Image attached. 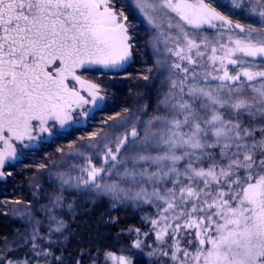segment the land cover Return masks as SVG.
Here are the masks:
<instances>
[{
    "label": "snow or ice",
    "instance_id": "snow-or-ice-1",
    "mask_svg": "<svg viewBox=\"0 0 264 264\" xmlns=\"http://www.w3.org/2000/svg\"><path fill=\"white\" fill-rule=\"evenodd\" d=\"M231 7L246 12L244 23L222 14L217 0H0V178L57 125L93 117L85 106L98 108L105 97L77 72L130 60L129 8L150 27L162 85L151 114L143 109L147 118L122 120L123 135L117 129L87 146L107 149L103 166L89 158L76 174V164L56 173L59 188L39 209L43 234L34 210H10L34 222L5 238L0 264H16L8 253L22 246L30 253L22 264H62L52 246L64 235L57 210L66 190L145 211L143 236L153 243L135 229L132 247L152 249L159 264H264V0ZM205 25L217 31L207 35Z\"/></svg>",
    "mask_w": 264,
    "mask_h": 264
},
{
    "label": "trees",
    "instance_id": "trees-1",
    "mask_svg": "<svg viewBox=\"0 0 264 264\" xmlns=\"http://www.w3.org/2000/svg\"><path fill=\"white\" fill-rule=\"evenodd\" d=\"M120 1L117 0L118 3ZM228 5L222 6V13L232 18L236 17L232 7ZM236 10L239 11L238 16L246 18V12L238 8ZM134 12L133 8L126 12L130 14V21L147 23L144 19L131 15ZM147 30L142 25L130 29L136 60H140L142 56L149 57L145 51L141 52V47L146 49L148 40L147 42L145 40L150 38ZM145 34L146 38L144 36L141 38V35ZM135 64L137 65L138 61L132 66ZM142 64L147 66L146 68L153 66L154 69L151 73L142 76L138 71L140 68L133 69L132 66L121 73L97 72L96 75H102L108 88L106 90L111 101L106 107L99 111L87 126L61 131L53 141L47 142L34 155L11 169L12 173L5 184H2L4 186L0 193V200H3L0 206V247L5 245V238L11 240L24 233L26 229L30 232L31 223L34 222H30L20 213L13 214L11 209L34 210V219L44 221L40 233L43 234L47 230L48 222L39 209L42 205L48 204L50 197L59 188L56 173L69 171L70 165L76 164L77 168L71 169L73 174H76L80 167L88 166L89 158L97 167L103 166V154L107 149L103 145L91 148L87 146L97 144L100 137L111 135L117 129L119 130L117 135H123V129L120 128L121 121L137 115L147 118L143 111L145 107L149 109L148 114H151L162 85L158 79H155L157 75L155 56L148 58V61ZM145 75L148 76L147 80L143 78ZM100 85L103 86L102 83ZM111 125H115V129L110 128ZM94 132H99V135L96 140H90L89 137ZM69 145H74V148L70 150ZM81 145L84 147L81 148ZM110 146L114 148L115 144ZM58 149H62L63 153ZM78 151H84L85 156L75 154ZM70 152L72 154H69ZM64 198V207L57 211L60 213L58 218L64 221L66 227L64 235L52 246L54 254L62 258V264H103L102 258L104 259L108 253L140 255L136 248L132 247V243L137 238L135 229H140L141 234L148 230V225L142 219L146 215L145 211L122 205L114 207L108 197L83 195L75 190H66ZM16 200L21 203L16 204ZM69 204L71 209L68 208ZM5 210H8L7 215L4 214ZM8 256L19 263L27 259L30 253L27 246H22L13 248ZM140 260H135V263L154 264L145 258Z\"/></svg>",
    "mask_w": 264,
    "mask_h": 264
},
{
    "label": "rangeland",
    "instance_id": "rangeland-1",
    "mask_svg": "<svg viewBox=\"0 0 264 264\" xmlns=\"http://www.w3.org/2000/svg\"><path fill=\"white\" fill-rule=\"evenodd\" d=\"M123 2L126 3V4H130V3L133 2V0H123ZM217 2L221 6H226L228 4H229L228 6H231V0H217ZM129 9L132 10V8H129ZM231 9H232V12L233 13L235 12V14H236V17H233V18L230 17V18L233 19V23H236V22L244 23L245 22V19L244 18H241V16H238L237 15L239 11H237L236 8H231ZM133 10H135V9L133 8ZM127 11L128 10H126V12ZM127 15L130 16L129 13ZM131 15L136 16L138 18H141L143 20V17L136 10ZM130 19L131 18L129 17V33H130V35H131V32H130V29L131 28L132 29H135L136 27H139L140 25H142V26H144L145 29L146 28L148 29L147 31H148V33L150 35V38H151V30H150V27H149V25L147 23L144 24L143 21L133 22V21H130ZM202 31H204L205 34L211 36L217 30L216 29H210V28H208L207 25H205L204 28L202 29ZM142 36H144L146 38V34L145 35H141V38H142ZM150 38H148V39L145 40V42H147V40H148V42L146 44L147 45L146 46V49H144V47L142 49V47H141V52L143 53V51H145L146 53H148L149 57H147V56L146 57L145 56L143 57L142 56L143 54H142L141 55L142 58H140V60L139 59L136 60V58L134 56L133 48H132V55H131L130 60L122 68H120L118 70H111V69L106 70V69H103V68H101L99 66H94L91 69H79L78 72H77V74L78 75H81L82 79L87 80V81H90L92 83H96L98 85H100L101 83L103 84V86L100 85V87H101V93H102V95H104L105 98H104L103 101L98 102L100 104V107L93 109V106L92 105L85 106L86 109H91L92 112L94 113L93 117L90 118V119H88V120H84L83 117H80L75 123H72L69 126H66L64 129H60L59 126L57 125L56 128L53 129L54 135L52 137H48L47 134H44L42 136V138H41L40 141L34 142L35 150H31V151L30 150H23L25 152V156L22 158L21 161H23L25 159H28L31 155H34V153L37 152V150L41 149L47 142L53 141L57 135H60L59 133L61 131H67V130H71V129H74V128H79V127H85V126H87L88 123L90 122V120L93 119V118H95L96 115L98 114V112L101 111L102 109H104L106 107L107 103H109L111 100H110L109 95H108V92L106 90V89H108L107 86H106V82L102 79V75L101 74H103V73H105V74H115V73L124 72L125 70L129 69L134 64V62H137V61H138V64L137 65L135 64V66H132V67H133V69L140 68V70H138V71H140V76H142L143 74L151 73L152 72V69H154L153 66H151L150 68H146L147 66H143V64H142V63H144V61L147 62L148 61V58H154V56H155V58L157 59V57H156V55H155V53L153 51V48L151 47V45L149 43ZM130 43H132V40L130 41ZM140 45H142V43H140ZM146 64L148 65V63H146ZM150 69H151V71H149ZM99 71H102V73L100 75H96L97 72H99ZM145 71L147 73H145ZM94 80H96L97 82L94 81ZM69 85L70 86H75L77 88V90H80L81 91V95H84L86 98L90 99V97H88L87 91L86 90H81L80 85L76 84L75 81H69ZM74 116H75V114H74ZM17 149H18V152H19L21 150V146L17 145ZM21 161L20 162H13V164L6 165V167L4 169L6 175H5V177L0 178V193H1L2 187L4 186L2 184L3 183L5 184L6 180L8 179V176L9 175H7V173L8 172H11L12 173V170L11 169H13L14 167L18 166L21 163ZM2 204H3V200H0V206ZM140 239L144 242V245L152 244L153 243V238L152 237L145 238L143 236V233L141 234ZM147 248L148 247H146V246H142V249H136V251L140 253L139 256L138 255H135V256L130 255V256H128V255H125V254H113V253L112 254L114 256H116V257H119L121 255L128 256L130 259H132L133 264H136L135 263V260L141 261L140 259L144 260V258L146 260L148 259V260L152 261L154 264H156V263L159 264V260H163L164 259V258L161 257L158 260V258L155 257V256H149L148 253L152 249H150V248L147 249ZM107 256L108 255H106V257H104V259L102 258V261L101 262H103V264H113V261L111 259H108ZM16 264H22V262H19V263H16Z\"/></svg>",
    "mask_w": 264,
    "mask_h": 264
}]
</instances>
